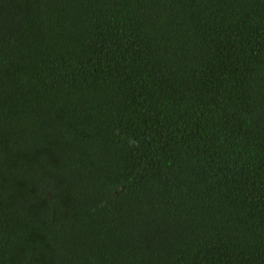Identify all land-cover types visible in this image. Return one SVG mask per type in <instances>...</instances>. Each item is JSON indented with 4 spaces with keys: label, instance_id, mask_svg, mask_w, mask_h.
<instances>
[{
    "label": "trees",
    "instance_id": "16d2710c",
    "mask_svg": "<svg viewBox=\"0 0 264 264\" xmlns=\"http://www.w3.org/2000/svg\"><path fill=\"white\" fill-rule=\"evenodd\" d=\"M0 264H264V0H0Z\"/></svg>",
    "mask_w": 264,
    "mask_h": 264
}]
</instances>
